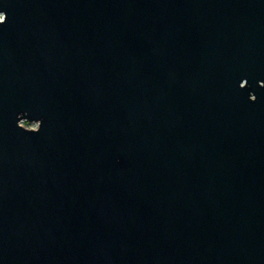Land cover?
<instances>
[{"label": "water", "instance_id": "water-1", "mask_svg": "<svg viewBox=\"0 0 264 264\" xmlns=\"http://www.w3.org/2000/svg\"><path fill=\"white\" fill-rule=\"evenodd\" d=\"M0 14V264H264V0Z\"/></svg>", "mask_w": 264, "mask_h": 264}, {"label": "rangeland", "instance_id": "rangeland-1", "mask_svg": "<svg viewBox=\"0 0 264 264\" xmlns=\"http://www.w3.org/2000/svg\"><path fill=\"white\" fill-rule=\"evenodd\" d=\"M0 17H3L2 14H0ZM23 126L27 127V128H36L37 125L36 124H31V123H28L26 121L22 122Z\"/></svg>", "mask_w": 264, "mask_h": 264}, {"label": "built area", "instance_id": "built-area-1", "mask_svg": "<svg viewBox=\"0 0 264 264\" xmlns=\"http://www.w3.org/2000/svg\"><path fill=\"white\" fill-rule=\"evenodd\" d=\"M3 19V17H0V20H2Z\"/></svg>", "mask_w": 264, "mask_h": 264}, {"label": "clouds", "instance_id": "clouds-1", "mask_svg": "<svg viewBox=\"0 0 264 264\" xmlns=\"http://www.w3.org/2000/svg\"><path fill=\"white\" fill-rule=\"evenodd\" d=\"M6 23V22H5Z\"/></svg>", "mask_w": 264, "mask_h": 264}]
</instances>
